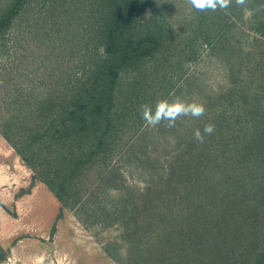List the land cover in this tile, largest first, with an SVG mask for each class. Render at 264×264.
<instances>
[{
  "label": "trees",
  "instance_id": "1",
  "mask_svg": "<svg viewBox=\"0 0 264 264\" xmlns=\"http://www.w3.org/2000/svg\"><path fill=\"white\" fill-rule=\"evenodd\" d=\"M34 1L8 0L0 8L5 52L9 32ZM102 3L103 51L81 74L63 72L38 91L19 88L13 76L24 58L0 67V135L33 171L31 188L41 182L49 189L62 205L58 220L68 209L86 225H118L127 244L124 264H264V21L252 27L260 38L249 54L250 76L263 87L251 97L254 88L235 82L206 97L205 114L173 131L176 147L162 160L152 155L140 106L182 91L175 75L199 54V43L233 76L243 73L244 49L229 33L225 12L195 10L189 33L179 36L163 21H143L144 0ZM208 123L215 131L201 143L194 132ZM134 158L148 176L144 189L128 186L115 165ZM112 187L120 195L108 209L103 197ZM10 253L0 244V264Z\"/></svg>",
  "mask_w": 264,
  "mask_h": 264
},
{
  "label": "rangeland",
  "instance_id": "2",
  "mask_svg": "<svg viewBox=\"0 0 264 264\" xmlns=\"http://www.w3.org/2000/svg\"><path fill=\"white\" fill-rule=\"evenodd\" d=\"M7 1L0 0V8ZM55 1V5H44L42 0H38L27 7L7 36L8 52H5L4 44L0 41V67L24 58L23 62L17 61L18 70L13 74L19 79L21 89L35 86L41 91L45 89V84L56 80L63 72L67 75L81 74V66L103 51L98 45L97 29L108 10L102 0ZM144 1L147 13L143 21L155 18L163 21L179 36L189 33L197 14L185 0ZM260 4H264V0H249L247 7L255 9ZM219 12L214 14L215 17L219 16ZM254 15L259 17L258 20ZM224 17L234 42L244 49L243 73L235 72L233 76L229 65L218 61L207 45L199 43V54L187 61L182 70L178 69L180 75H175V89L181 86L182 91L177 94L172 92L170 100L179 97L204 105L206 97L226 93L235 82L242 87L254 88L256 91L251 92V97L259 91L260 84L263 87V83L256 82L258 80L250 76L254 64L249 54L254 56L255 48L259 46L256 39L260 37L252 27L260 18L264 21V11H255L250 19L245 20L243 8L233 3ZM260 39L264 41V38ZM38 91L34 93L38 94ZM190 120L191 117H181L174 129H166L163 122L156 128L144 124L150 134L147 139L153 157L161 156L163 160L166 152L173 151L177 139L173 131L180 124L186 126ZM156 145H159V150ZM0 164L3 165L0 174L9 179L0 188V197L4 201L0 199V244L11 250L10 257L3 264H8L9 260L13 264L125 263L127 244L122 238V229L118 225L105 226L93 220H89L87 225L83 224L76 212L68 209L63 210V218L58 220L62 205L41 182L31 188L33 171L1 135ZM6 164L9 168L5 167ZM115 165L124 175L128 186L146 188L148 176L135 158L132 162L119 160ZM95 178L96 174L91 177L92 181ZM23 191L29 193L21 195ZM119 195L120 191L112 187L110 195L103 197V204L112 209ZM261 243L264 244V239Z\"/></svg>",
  "mask_w": 264,
  "mask_h": 264
},
{
  "label": "clouds",
  "instance_id": "3",
  "mask_svg": "<svg viewBox=\"0 0 264 264\" xmlns=\"http://www.w3.org/2000/svg\"><path fill=\"white\" fill-rule=\"evenodd\" d=\"M185 3L197 11H221L225 13L234 3L237 7L243 8L245 20L250 19L255 11H264V4L257 5L255 9L248 8L249 0H185ZM204 114L205 107L202 103L188 102L179 97L172 100L159 99L154 105L142 104L140 106L141 119L149 128H156L162 122L167 128H174L181 117L199 119ZM214 131V124L208 123L204 126L203 133L200 129L194 132V138L202 143L204 136L211 135ZM8 264H13V262L9 260Z\"/></svg>",
  "mask_w": 264,
  "mask_h": 264
},
{
  "label": "crops",
  "instance_id": "4",
  "mask_svg": "<svg viewBox=\"0 0 264 264\" xmlns=\"http://www.w3.org/2000/svg\"><path fill=\"white\" fill-rule=\"evenodd\" d=\"M2 166H3V165L0 164V167L3 169ZM5 167L9 168V165L6 164ZM21 167L23 168V165H22ZM2 169H1V171H2ZM4 170H6V169H4ZM7 180H9L7 176H3L2 174H0V188H1V184H2V185L5 184V182H6ZM10 183H11V182H10ZM11 187H13V185H12ZM0 199H1V197H0ZM1 201H2V199H1ZM2 202L4 203V201H2Z\"/></svg>",
  "mask_w": 264,
  "mask_h": 264
}]
</instances>
